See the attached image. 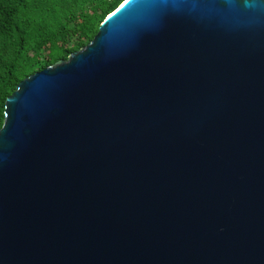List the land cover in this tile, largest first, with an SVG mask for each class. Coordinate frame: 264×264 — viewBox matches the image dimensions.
<instances>
[{"label": "water", "instance_id": "obj_1", "mask_svg": "<svg viewBox=\"0 0 264 264\" xmlns=\"http://www.w3.org/2000/svg\"><path fill=\"white\" fill-rule=\"evenodd\" d=\"M0 264H264V0H124L21 80Z\"/></svg>", "mask_w": 264, "mask_h": 264}, {"label": "trees", "instance_id": "obj_2", "mask_svg": "<svg viewBox=\"0 0 264 264\" xmlns=\"http://www.w3.org/2000/svg\"><path fill=\"white\" fill-rule=\"evenodd\" d=\"M123 1L0 0V128L18 83L86 46Z\"/></svg>", "mask_w": 264, "mask_h": 264}]
</instances>
